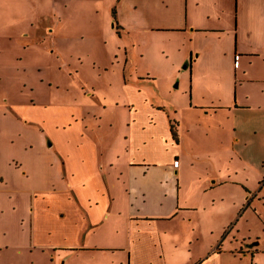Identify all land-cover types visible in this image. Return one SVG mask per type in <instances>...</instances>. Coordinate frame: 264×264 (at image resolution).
<instances>
[{
    "label": "rangeland",
    "instance_id": "1",
    "mask_svg": "<svg viewBox=\"0 0 264 264\" xmlns=\"http://www.w3.org/2000/svg\"><path fill=\"white\" fill-rule=\"evenodd\" d=\"M119 1L0 0V264H128L129 246L137 264H264V148L202 108L228 98L220 74L200 78L218 49L190 72L177 34L122 27ZM120 149L156 170L107 169L111 197L80 184V164ZM34 221L35 242L16 245Z\"/></svg>",
    "mask_w": 264,
    "mask_h": 264
},
{
    "label": "crops",
    "instance_id": "2",
    "mask_svg": "<svg viewBox=\"0 0 264 264\" xmlns=\"http://www.w3.org/2000/svg\"><path fill=\"white\" fill-rule=\"evenodd\" d=\"M116 14L122 27L130 26L132 18H137L138 27L141 26L145 32H175L177 34L175 38L178 39L181 46L188 47L184 55V60H186L184 67L190 68V72L191 69L192 72L194 71L195 60L203 56L205 50L207 62L209 61L207 51L210 49V45L218 49L219 62L222 63V67H208L200 78L202 79L209 73L220 74L224 81H227L225 87L228 89V98L224 101L217 98V105H203L202 108L205 107L209 109L208 111H223L226 116L235 117V133L240 128L253 130L252 134L255 139L259 142L260 147L264 148V0H120ZM196 51L198 52L195 55ZM194 76L197 77L195 72ZM252 85L256 86V90L251 89ZM249 88L250 92H243ZM231 96L232 98L234 96L236 100L231 99ZM197 104V102L194 103V105ZM242 112L249 116L245 125L242 124L244 121L240 115ZM116 153H119L116 154L117 159L103 155L104 152L102 154L95 152L89 163L80 164V171H83L79 176L80 184L89 183L95 187L99 186L103 193H107L111 197L110 176L107 177L103 174L107 169L126 168L130 173L129 177L132 176L133 166L145 167L143 175L148 171L156 170L154 168L157 164L149 163L147 158L141 160L131 158L125 162L119 160L125 151L120 149ZM149 156L148 158L154 157L153 150L149 152ZM83 160L85 159L82 158L81 162ZM177 162L178 160L175 158L174 165ZM173 168L170 164L167 167V172L172 176ZM66 169L68 173L78 171L70 164L66 165ZM160 169L162 168H158V170ZM164 176H166L165 171ZM160 177L163 179L161 175ZM73 189H77V187ZM171 190V188L165 190V196L169 192L171 193ZM119 192L117 193L120 194ZM82 198L93 201L97 207L100 205L99 197L97 199L96 196L93 198L92 195H88V198L83 196ZM179 199L181 198L179 197ZM155 220L157 219L140 214L131 218V221L135 222L134 226H140L141 222L148 224ZM36 223L34 221L33 228L30 224L28 231L32 230L31 233L23 231V237L26 234V240L22 238L16 245L28 246L35 242ZM160 244L162 247V243ZM60 245L53 244L52 246L54 249H66L69 253L78 251L98 253L106 252L105 250L109 249L105 245L94 246V244ZM128 259V264H137L133 261V250L130 249V246ZM114 263V261L110 262V264ZM96 264L102 263L97 262ZM120 264H124V261H121Z\"/></svg>",
    "mask_w": 264,
    "mask_h": 264
},
{
    "label": "trees",
    "instance_id": "3",
    "mask_svg": "<svg viewBox=\"0 0 264 264\" xmlns=\"http://www.w3.org/2000/svg\"><path fill=\"white\" fill-rule=\"evenodd\" d=\"M171 125H172L171 132H172L174 138L177 139L176 128H175V126H174L173 124H171ZM177 140H178V139H177Z\"/></svg>",
    "mask_w": 264,
    "mask_h": 264
}]
</instances>
